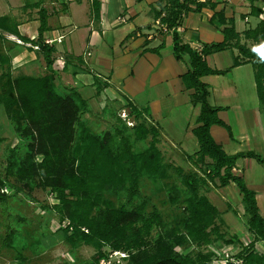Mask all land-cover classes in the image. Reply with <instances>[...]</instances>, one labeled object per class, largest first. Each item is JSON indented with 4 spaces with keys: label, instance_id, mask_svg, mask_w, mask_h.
I'll use <instances>...</instances> for the list:
<instances>
[{
    "label": "trees",
    "instance_id": "obj_1",
    "mask_svg": "<svg viewBox=\"0 0 264 264\" xmlns=\"http://www.w3.org/2000/svg\"><path fill=\"white\" fill-rule=\"evenodd\" d=\"M167 1L169 8L161 21L172 31L176 59L181 60L186 54L190 57L191 69L183 80L186 87L196 90L195 99L200 103V125L193 131L199 149L190 157L195 159L194 165L205 177L200 178L194 172L182 178L186 190L173 186L174 194L168 196L167 201L177 205L179 213L167 222L156 208L148 211V206L152 204L149 197L137 205L128 204L140 196L143 176L159 180L169 177L156 146L159 130L154 125L146 128L143 122L136 126L141 128L139 138L144 139L149 134L154 137L151 147L144 153H133L132 146L127 144L126 148L121 139L114 142L116 134L122 136L118 128L114 134L96 135L86 131L78 143L76 127L81 114L88 110V101L75 89L59 88L53 73L38 78L20 76L8 79L7 89L2 90L5 108L14 122L15 132L20 140H26L28 144L22 156L15 148L10 150L5 178L14 177L22 186L10 184L0 177V202L8 198L3 188L12 190L13 195L24 189L33 191L35 182L44 189L50 188L57 193L56 208L61 217L70 222L69 227L63 230L66 239L72 246L79 243L93 245L96 249L93 264H99L102 258L108 259L105 248L111 252L128 253L122 258L127 264H212L213 254H205L203 250L224 240L225 236L217 230L219 210L200 191L199 183L207 185L208 177L210 181L218 180L223 186L235 184L241 195L247 231L253 241L236 257L242 259L241 264H264V252L254 248L257 242L264 241V216L258 205L257 192L247 185L241 174L234 171L240 159L252 158L264 164V156L253 151L228 154L215 141L210 131L212 125L224 126L230 134L231 130L218 118L217 109L210 105L208 85L201 80L205 75L227 72L209 68L205 56L228 47L231 32L240 60L250 62L254 67L258 96L264 102V19L254 29L244 33L246 39L257 43L255 49L240 44L241 35L234 29H226L223 43L197 50L183 43L177 28L183 14L200 7L193 9L180 0ZM40 23L35 45L43 53L47 69L53 72V48L42 39L47 28L43 10H40ZM16 27L9 23L8 17L0 18V35L9 32L24 43L33 42L21 37ZM240 60L236 57L234 66L240 65ZM131 108L132 114L143 116V112ZM123 195L128 202H120L119 205L110 198ZM155 227H162L163 230L157 238L152 236ZM233 242L234 239L230 238L226 244ZM177 247L184 251L194 247V250L181 254L176 251ZM235 258L234 261L227 260L226 264H237Z\"/></svg>",
    "mask_w": 264,
    "mask_h": 264
},
{
    "label": "crops",
    "instance_id": "obj_2",
    "mask_svg": "<svg viewBox=\"0 0 264 264\" xmlns=\"http://www.w3.org/2000/svg\"><path fill=\"white\" fill-rule=\"evenodd\" d=\"M180 2L193 9L200 7L183 14L177 28L183 43L195 49L223 43L226 29H234L241 35L240 44H246L249 40L244 33L264 18V0ZM168 8L167 0H0V18L8 17L21 37L33 40L24 43L16 35L3 32L11 49L24 51L14 57L17 62L31 67L35 63L44 65L45 71L40 75L26 76L38 78L53 73L56 85L62 89L69 87L84 98L87 95L89 99H110L136 108L169 144L192 156L199 149L193 131L200 125L201 108L195 99L196 90L186 87L183 80L191 69L189 55L176 59L172 31L164 32L157 24ZM40 10L45 14L47 27L43 42L53 48V72L47 69L43 53L30 46H38L35 44L39 38ZM118 18L125 21L119 22ZM229 33L228 47L205 56L209 68L227 72L205 75L201 80L208 85L210 105L217 109L218 118L229 126L231 134L220 125H212L210 131L228 154H260L254 151L264 150L260 114V136L254 128H248L244 114L250 103L257 113L258 103L263 105L264 113V102L258 96L253 65L240 60L236 41ZM236 57L240 60L238 66H234ZM230 122L235 128L241 126V132L233 131ZM248 129L253 132L247 133ZM245 159L238 161V168L245 166ZM249 187L257 192L258 200V189Z\"/></svg>",
    "mask_w": 264,
    "mask_h": 264
},
{
    "label": "rangeland",
    "instance_id": "obj_3",
    "mask_svg": "<svg viewBox=\"0 0 264 264\" xmlns=\"http://www.w3.org/2000/svg\"><path fill=\"white\" fill-rule=\"evenodd\" d=\"M3 35V33L0 35V177L6 179L8 183L20 187L22 184H19L14 177L8 176L5 178V171L10 150L15 148L18 155L22 156L28 141L20 140L16 134L14 122L5 108L2 90L7 89L6 81L8 79L26 76V74L40 75L44 70V65L35 63L31 67L23 62L22 64L17 62L14 57L24 51H20L19 48L11 49L10 41ZM14 42L19 44L17 41ZM246 45L250 46L251 49H255L257 43L249 40ZM66 88L70 89L69 87ZM84 99L88 101L89 106L88 110L81 114L76 127L78 143L81 142L86 131L96 135H102L106 132L114 134L115 129L118 128L122 136L116 134L113 137L114 142H118L120 139L123 140V145L126 148L127 144L132 146L133 153H144L149 150L154 137L152 138V134H149L144 139L139 138L138 132L141 131V128L136 127L140 122H143L146 128L153 126L148 119H144L143 116H135L129 106L110 101V99H108V102L104 98L95 100L94 97H91L89 99L87 95ZM249 106L250 109L244 114L248 120V128H254L260 136L262 130L259 131L258 115L260 114L264 132L263 105L258 103V113L254 110L252 103ZM230 117L232 118L233 115H230ZM235 118L237 117L233 119ZM234 124H231L233 131L235 130L236 133L241 132L243 128L241 126L235 128ZM246 131L249 134L253 132L250 129ZM156 146L161 153V161L166 166L169 177L159 180L143 176L140 183L141 194L132 203L128 202L126 195L120 197L110 196V198L116 205H119L120 202H128V204L134 206L149 197L152 204L148 206V211L156 208L164 220L169 222L179 213L177 205H171L167 201L168 196L174 194L173 186L176 185L179 189L186 190V186L182 181L183 176L187 177L197 172L199 177L203 178L204 173L196 168L193 162L194 158L187 156L184 152L181 153L179 149L169 144L163 137L159 136ZM240 149L242 151L243 148ZM256 149L254 151L264 155L263 149ZM239 169L240 171L236 173L244 177L248 186L252 185L258 189V205L264 216V164L246 158L245 166H240ZM206 179L208 181L207 185L199 183L200 191L219 210L220 217L216 221L217 230L225 237L224 240L208 246L203 252L213 254L212 264H226L227 260L234 259L237 254L247 248L253 241V237L247 231L242 198L235 184L231 183L223 186L218 180L210 181L208 177ZM37 184L35 182L33 191L24 189L17 195H13L15 193L8 188L2 190L8 195V198L0 202V264H93V256L96 253L95 247L84 243L72 246L69 243L63 230L69 227L70 222L66 218L63 219L56 208L58 204L57 193L50 188L44 189ZM160 232L163 233L162 227H155L152 230V236L157 238ZM230 238L234 239V242L226 244ZM254 248L259 252H264V241L257 242ZM105 250L109 254L108 259L102 258L99 264H127V261L122 259L121 252H111L108 248H105ZM192 250H194V247L187 251L182 250L180 247L176 248V251L181 254H186ZM115 252L119 254L115 255ZM123 253L128 255L126 252ZM235 262L241 264L242 259L237 258Z\"/></svg>",
    "mask_w": 264,
    "mask_h": 264
},
{
    "label": "built area",
    "instance_id": "obj_4",
    "mask_svg": "<svg viewBox=\"0 0 264 264\" xmlns=\"http://www.w3.org/2000/svg\"><path fill=\"white\" fill-rule=\"evenodd\" d=\"M262 9L264 10V6H262ZM118 21L119 22H124L125 20L124 19H121V18H118ZM157 24L160 26V29L162 30V31H164V32H168L170 29L167 27V25L166 24H163L161 21H157ZM22 42V41H21ZM30 46L32 47V48H34V49H39V47L38 46H34V45H32V44H30ZM197 50H201L202 49V47L200 46V47H198V48H196ZM234 171L235 172H239L240 171V169L239 168H235L234 169ZM116 253L117 254H119L118 252H115L114 254L116 255ZM122 257H125L126 255H125V253H123V252H121V254H120ZM230 261H234V259H230ZM236 263V262H235Z\"/></svg>",
    "mask_w": 264,
    "mask_h": 264
},
{
    "label": "bare ground",
    "instance_id": "obj_5",
    "mask_svg": "<svg viewBox=\"0 0 264 264\" xmlns=\"http://www.w3.org/2000/svg\"><path fill=\"white\" fill-rule=\"evenodd\" d=\"M116 255H117V253H116Z\"/></svg>",
    "mask_w": 264,
    "mask_h": 264
}]
</instances>
